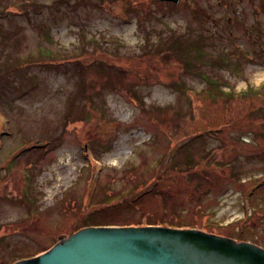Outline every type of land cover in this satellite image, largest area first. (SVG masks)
I'll return each instance as SVG.
<instances>
[{"label": "rangeland", "instance_id": "obj_1", "mask_svg": "<svg viewBox=\"0 0 264 264\" xmlns=\"http://www.w3.org/2000/svg\"><path fill=\"white\" fill-rule=\"evenodd\" d=\"M92 222L264 247V0H0V264Z\"/></svg>", "mask_w": 264, "mask_h": 264}, {"label": "water", "instance_id": "obj_2", "mask_svg": "<svg viewBox=\"0 0 264 264\" xmlns=\"http://www.w3.org/2000/svg\"><path fill=\"white\" fill-rule=\"evenodd\" d=\"M15 264H264V248L192 228L89 226Z\"/></svg>", "mask_w": 264, "mask_h": 264}, {"label": "trees", "instance_id": "obj_3", "mask_svg": "<svg viewBox=\"0 0 264 264\" xmlns=\"http://www.w3.org/2000/svg\"><path fill=\"white\" fill-rule=\"evenodd\" d=\"M131 200H133V199H131ZM131 200L128 199V201H131ZM89 226H107V225H105V224H99L97 222H92V223H87V224L83 225L80 229L85 228V227H89ZM122 226H137V227H141V226H159V227H169V228H177L178 227L177 225H175L173 223H171V224H160V225H153V224H149V223H139V224L132 223V224H124ZM189 228L195 229V227H189Z\"/></svg>", "mask_w": 264, "mask_h": 264}]
</instances>
